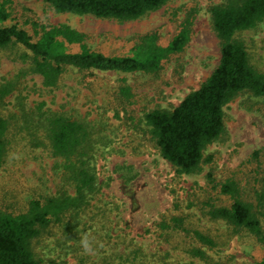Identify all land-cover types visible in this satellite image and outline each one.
I'll use <instances>...</instances> for the list:
<instances>
[{
    "label": "rangeland",
    "instance_id": "rangeland-1",
    "mask_svg": "<svg viewBox=\"0 0 264 264\" xmlns=\"http://www.w3.org/2000/svg\"><path fill=\"white\" fill-rule=\"evenodd\" d=\"M7 1L11 17L5 25L18 24L34 34L28 24L32 20L50 26L67 24L86 34L93 50L108 54H124L135 37L152 32L167 43L183 20L195 15L185 50L157 74L75 69L66 71L58 87L50 88L44 86L41 75L20 73L29 65L16 56L24 47L17 46V52L0 50V85L20 77L18 89L8 96L9 104L0 113L12 114L20 93L28 106L44 101L45 108L89 121L100 132L95 163L103 193L100 207L107 213L101 216L98 234L110 239L99 246L88 244L85 264H122L129 255L133 258L132 253L138 255L134 264H259L264 241L209 219L203 202L209 196L208 173L218 181L235 180L243 196L253 201L264 176V98L243 92L225 107V132L207 148L206 157L211 159L195 174L179 173L160 155L144 120V112L178 106L218 66L220 44L208 8L222 0H171L157 11L125 22L59 13L43 0ZM236 37L246 44L252 64L264 72V22ZM72 49L78 50V45ZM123 82L137 94L136 105L129 108L133 112L119 110L117 115L115 96ZM62 162L43 148H33L23 135L16 136L0 167V208L17 211L33 197L56 193L63 183L58 168ZM119 165L132 167L136 175L127 187L116 173ZM215 201L229 202L221 196ZM174 216H183L188 228L213 237L216 246L207 248L190 235L163 229L161 222ZM262 224L264 230V217ZM60 236L59 232L44 234L34 243L40 264L79 262L73 248L62 237L58 241ZM192 247L203 248L206 259L191 256L188 249Z\"/></svg>",
    "mask_w": 264,
    "mask_h": 264
},
{
    "label": "trees",
    "instance_id": "trees-1",
    "mask_svg": "<svg viewBox=\"0 0 264 264\" xmlns=\"http://www.w3.org/2000/svg\"><path fill=\"white\" fill-rule=\"evenodd\" d=\"M43 1L59 13L125 22L157 11L171 0ZM8 5L7 0L0 2V50L17 52V46L24 47L26 50L17 52L16 56L29 65L20 73L39 74L44 86L50 88L58 87L66 71L75 69L157 74L185 50L192 38L195 16L189 14L167 43L152 32L135 37L124 54H108L93 50L86 42L87 35L67 24L50 26L32 20L28 24L34 34L18 24L5 25L11 17ZM208 9L220 44L218 66L175 108L144 112L148 132L160 155L185 174L198 173L204 162L210 161L206 150L224 134V109L231 101L243 92L264 98V72L252 64L246 44L236 37L264 22V0H222ZM75 45L78 50L72 49ZM18 79L19 76L1 83L0 108L8 106L7 98L18 89ZM136 97L131 86L123 82L115 96L116 114L119 110L125 114L133 112L129 108L135 107ZM45 104L41 101L28 106L19 93L14 105L16 110L9 116L0 113V167L18 135L29 140L33 148H43L57 160H63L58 166L63 183L56 193L33 197L17 211L0 208V264H40L34 243L44 234L59 232L58 241L62 237L73 248V255L79 259L77 264H85L88 244L99 246L110 239L109 235L98 234L101 216L107 213L100 207L103 193L95 163L100 132L91 122L55 112L45 108ZM132 171L127 165L116 169L125 187L136 178ZM207 178L209 196L203 202L204 214L264 241V176L254 191L253 201L243 196L235 180L218 181L212 173ZM217 196L228 199V204H217ZM160 225L163 229L190 235L207 248L216 246L210 235L188 228L183 216L163 220ZM188 253L202 260L207 257L201 247L189 248ZM132 255L133 258L129 255L122 264L138 263V255ZM259 264H264V256Z\"/></svg>",
    "mask_w": 264,
    "mask_h": 264
}]
</instances>
